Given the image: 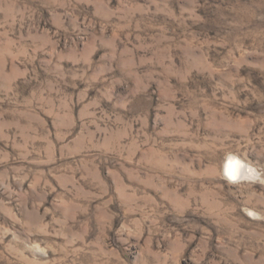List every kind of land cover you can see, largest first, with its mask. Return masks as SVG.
I'll return each mask as SVG.
<instances>
[{
  "label": "rangeland",
  "instance_id": "374dc122",
  "mask_svg": "<svg viewBox=\"0 0 264 264\" xmlns=\"http://www.w3.org/2000/svg\"><path fill=\"white\" fill-rule=\"evenodd\" d=\"M0 264H264V0H0Z\"/></svg>",
  "mask_w": 264,
  "mask_h": 264
},
{
  "label": "clouds",
  "instance_id": "9594fccd",
  "mask_svg": "<svg viewBox=\"0 0 264 264\" xmlns=\"http://www.w3.org/2000/svg\"><path fill=\"white\" fill-rule=\"evenodd\" d=\"M244 167L238 160L229 157L228 163L226 165V171L228 176L231 177L232 180L237 179V172L240 168Z\"/></svg>",
  "mask_w": 264,
  "mask_h": 264
},
{
  "label": "bare ground",
  "instance_id": "6f19581e",
  "mask_svg": "<svg viewBox=\"0 0 264 264\" xmlns=\"http://www.w3.org/2000/svg\"><path fill=\"white\" fill-rule=\"evenodd\" d=\"M231 158H234V159H236V160H238L244 167H242V168H240L239 170H238V172H237V181H240L239 179H241V178H245L246 176H248V168H247V165H245V163L241 160V159H239V158H237V157H232L231 156ZM227 163H228V160L226 161V163H225V165H224V169H223V175H224V177L226 178V180H228V181H231L232 179H231V177L230 176H228V174H227V171H226V165H227ZM243 178V179H244ZM233 181V180H232Z\"/></svg>",
  "mask_w": 264,
  "mask_h": 264
}]
</instances>
